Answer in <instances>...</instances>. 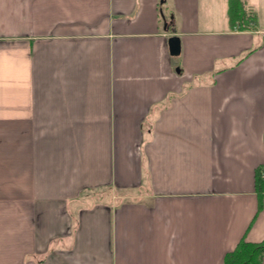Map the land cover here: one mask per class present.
Wrapping results in <instances>:
<instances>
[{"label":"crops","instance_id":"crops-1","mask_svg":"<svg viewBox=\"0 0 264 264\" xmlns=\"http://www.w3.org/2000/svg\"><path fill=\"white\" fill-rule=\"evenodd\" d=\"M247 4L233 30L228 0H0V264H222L264 239Z\"/></svg>","mask_w":264,"mask_h":264},{"label":"trees","instance_id":"trees-1","mask_svg":"<svg viewBox=\"0 0 264 264\" xmlns=\"http://www.w3.org/2000/svg\"><path fill=\"white\" fill-rule=\"evenodd\" d=\"M228 21L233 30H248L253 27L255 13L247 4V0H228ZM258 170L257 187L259 191L264 190V179ZM76 218L73 223L76 224ZM222 264H264V239L253 242L242 237L231 251L223 258Z\"/></svg>","mask_w":264,"mask_h":264},{"label":"water","instance_id":"water-1","mask_svg":"<svg viewBox=\"0 0 264 264\" xmlns=\"http://www.w3.org/2000/svg\"><path fill=\"white\" fill-rule=\"evenodd\" d=\"M165 0H161V2H164ZM172 19V16H171ZM169 23L168 21L164 22V27L168 28ZM168 46H169V51L170 54L173 56H177L181 52V40L178 35H172L168 38Z\"/></svg>","mask_w":264,"mask_h":264},{"label":"rangeland","instance_id":"rangeland-1","mask_svg":"<svg viewBox=\"0 0 264 264\" xmlns=\"http://www.w3.org/2000/svg\"><path fill=\"white\" fill-rule=\"evenodd\" d=\"M260 15H261V17L264 19V10H262L261 12H260ZM109 190H106V191H102L103 192V195H105V196H109V198H111V200H115V201H117L118 200V198H115V196H116V194H117V192H115L114 191V193L112 192H108ZM122 200V199H121Z\"/></svg>","mask_w":264,"mask_h":264},{"label":"built area","instance_id":"built-area-1","mask_svg":"<svg viewBox=\"0 0 264 264\" xmlns=\"http://www.w3.org/2000/svg\"><path fill=\"white\" fill-rule=\"evenodd\" d=\"M260 170H261V172H260V176H261L262 179H264V168H262V169H260Z\"/></svg>","mask_w":264,"mask_h":264}]
</instances>
